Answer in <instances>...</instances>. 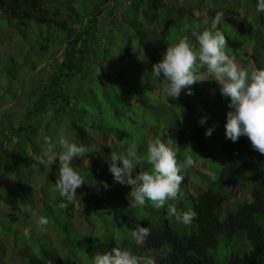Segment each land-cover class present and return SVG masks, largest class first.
<instances>
[{"label":"trees","instance_id":"1","mask_svg":"<svg viewBox=\"0 0 264 264\" xmlns=\"http://www.w3.org/2000/svg\"><path fill=\"white\" fill-rule=\"evenodd\" d=\"M219 10L226 53L242 69L264 67V13L255 0H0V45L8 32L19 41L13 52L0 47V264H91L112 247L157 254L155 264H264V154L244 136L225 138L228 98L203 68L209 80L168 100L150 73L167 46L184 36L195 45L192 30ZM35 46L49 50L42 62L61 50L51 70L32 58ZM60 136L90 151L73 162L85 183L66 208L54 188L58 163L46 171L35 159L60 151ZM152 139L172 147L178 162L192 160L176 202L195 211L190 224L152 201L129 206L131 186L108 171L110 152L135 141L143 155ZM237 190L248 201L226 210ZM33 213L49 225L43 233L32 225L26 238ZM138 224L150 229L140 243L126 236Z\"/></svg>","mask_w":264,"mask_h":264},{"label":"clouds","instance_id":"2","mask_svg":"<svg viewBox=\"0 0 264 264\" xmlns=\"http://www.w3.org/2000/svg\"><path fill=\"white\" fill-rule=\"evenodd\" d=\"M256 13H264V0H255ZM208 16V11H205ZM222 10L207 19V27L202 31L192 30L196 44L187 36L167 46L160 59L152 64L151 76L163 82V94L177 98L181 91L191 94L190 86L209 80L198 70L203 68L219 85V92L227 99L228 111L225 113V138L235 142L244 136L253 150L264 154V67L251 71L242 69L226 53V40L218 26L224 22ZM198 28L199 25H196ZM200 124L205 123L201 118ZM213 128L204 131L205 136L212 134ZM47 142L48 138H44ZM60 151H49L37 155L35 159L46 171L54 163L59 165V176L54 183L55 191L63 198L60 207L76 204V189L85 183L83 177L73 167V162L87 156L89 148L64 136L57 138ZM108 171L114 181L131 186L128 193V205L143 207L146 201H152L157 209H164L166 217H172L177 223L190 224L195 217L194 210L177 207L184 197L181 183L184 171L192 164L190 157L178 162L176 151L160 139L147 143L146 151L140 154L135 141L130 142L123 151H112L105 160ZM150 165L143 170L141 164ZM138 169V171H135ZM33 222L23 229L24 237H29L32 225L40 232H46L49 219L33 213ZM150 234L148 226L137 225L131 236L137 242ZM91 264H155L152 257L139 256L126 248L112 247L105 252H97L91 257Z\"/></svg>","mask_w":264,"mask_h":264},{"label":"rangeland","instance_id":"3","mask_svg":"<svg viewBox=\"0 0 264 264\" xmlns=\"http://www.w3.org/2000/svg\"><path fill=\"white\" fill-rule=\"evenodd\" d=\"M19 44V41H18V39H17V36L15 35V34H13V33H10V32H8V34L6 35V37H5V39H4V43H2L1 45H0V47L2 48V49H4V50H6V51H10V52H13L15 49H16V46ZM34 51L36 52V53H32V58H34V57H36L37 58V61H38V65L40 64L41 66H45V63H46V66H47V68L48 69H50L51 70V68H49L50 67V65L49 64H52L53 63V61L54 60H57V59H59V57H60V54H61V50L60 49H58L57 51H54V55H53V58L50 60V61H45V62H42V61H44V60H39L38 59V57H39V55L41 54V55H45V54H47L48 52H49V50H46V51H48V52H46L45 53V51H41V49H40V46H35L34 47ZM35 59V58H34ZM45 66V67H46ZM44 67V68H45ZM233 201H248V196L243 192V191H241V190H237V191H235L234 193H233V197L231 198V200H230V202H228V203H226V205H225V208H226V210H230L231 209V206H232V202ZM80 224H81V222H79ZM82 225V224H81ZM83 231L85 232V233H89V232H92V228H83ZM111 233H113V234H116L117 236H120V234H121V232H117V231H112ZM130 233H127L126 234V236L128 237V238H130ZM56 242V241H55ZM137 242V241H136ZM140 243V242H139ZM55 244V243H54ZM56 244H57V246H59V243L58 242H56ZM165 252H162V253H159L158 254V256H161V255H163ZM143 256H148V257H152L153 259H154V261H155V257L157 256V254H153V253H150V252H146V253H144L143 254Z\"/></svg>","mask_w":264,"mask_h":264}]
</instances>
